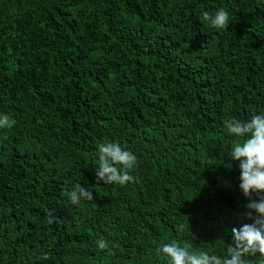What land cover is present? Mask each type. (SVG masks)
I'll list each match as a JSON object with an SVG mask.
<instances>
[{
  "label": "trees",
  "instance_id": "16d2710c",
  "mask_svg": "<svg viewBox=\"0 0 264 264\" xmlns=\"http://www.w3.org/2000/svg\"><path fill=\"white\" fill-rule=\"evenodd\" d=\"M0 264H264V0H0Z\"/></svg>",
  "mask_w": 264,
  "mask_h": 264
}]
</instances>
